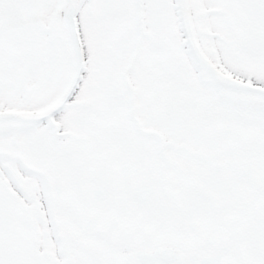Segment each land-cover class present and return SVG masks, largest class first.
Returning a JSON list of instances; mask_svg holds the SVG:
<instances>
[{"label":"flooded vegetation","instance_id":"1","mask_svg":"<svg viewBox=\"0 0 264 264\" xmlns=\"http://www.w3.org/2000/svg\"><path fill=\"white\" fill-rule=\"evenodd\" d=\"M40 10V0H0V109L35 108L52 92L49 81L23 84L42 59L20 52L28 27L44 26ZM131 87V116L105 111L67 127L64 107L39 121L0 119L1 193L22 222L21 264H147L138 251H159L149 264H264V135L243 127L253 120L228 118L211 133L217 118L181 101L179 86L169 96L153 83ZM140 87L149 101H135ZM10 182L36 196L13 209Z\"/></svg>","mask_w":264,"mask_h":264},{"label":"rangeland","instance_id":"2","mask_svg":"<svg viewBox=\"0 0 264 264\" xmlns=\"http://www.w3.org/2000/svg\"><path fill=\"white\" fill-rule=\"evenodd\" d=\"M142 2L143 10L139 19L135 0L80 1L77 19L85 46L87 69L70 99L69 107L63 110L62 115L66 121L74 116L82 119L83 115L89 111L88 105L79 106L77 111L76 107L80 105V102H92L93 97L98 93L104 94L106 100L110 94L116 92L117 89L113 88L116 84L125 88L121 73L135 51H139L141 60L148 55L161 65L159 68L162 70L161 79L164 83L170 84L171 70L179 69L180 73L187 74L186 82L211 86L208 76L194 61L185 44L176 0H142ZM61 4L62 0H47L41 5L40 16L46 28H50L49 31L42 27L36 28L34 24L32 29H29V35L33 37L30 51L36 53L38 50L40 54L49 55L50 58L54 55L51 60L50 58L45 61L40 60L36 66L28 70L24 83L25 90L28 89L27 86L32 88L37 84L42 86L56 77L57 79L53 81H57L62 73V79L56 85L59 89L67 76L72 56L61 17ZM191 4L200 39L212 58L224 70L238 77L258 82L264 80V46L259 50L255 46L250 47L247 52V44L240 45L243 41L239 38L244 33L241 17H246L247 13L239 6L238 0H191ZM257 5L250 7L251 12L247 20L242 22L248 31L251 30L250 26L254 20L259 23L260 29H264V5ZM94 20L103 24L100 34L93 33L91 29ZM141 30H144L145 34L139 40ZM247 40L245 39V42ZM256 43L262 45L259 40ZM244 47L246 50L243 49ZM26 49L24 48V51ZM48 66L49 69L45 70ZM58 67L60 73L57 71ZM135 67L137 70L138 66ZM47 75L50 77L48 80H46ZM159 76L160 73L157 77ZM157 77L152 79L155 80ZM131 81H135L133 73L129 77V83L132 84ZM9 89V93L16 95L23 90L18 86H11ZM110 89L113 92H110ZM4 94L6 95L4 101H12L8 99L10 96L6 92ZM230 97L232 101L237 99L235 95L230 94ZM203 99L207 100V96ZM257 100L253 96L242 95L237 99V102H240L239 105L231 107L225 104L224 121L228 118H254L256 121H249V123L258 124L261 121L260 118L264 117V103ZM109 103L110 100L107 99V105ZM252 104H257L258 108L254 110L251 107ZM90 107H92L91 103ZM98 107L102 110V106H97L95 109ZM250 108L256 112H250ZM67 123L66 126L69 127V122ZM218 123L221 121H217L213 126L217 130L220 127ZM1 176L4 174L0 172ZM7 187L6 191H11L9 200H13V209L14 205L16 208L19 206V200H26L28 195H35L36 191L32 187L27 193L28 190H24V186H16L12 182ZM2 190L0 185V242H3L0 245V264H21L17 257H20L19 249L24 245L23 230L20 227L22 222L17 221L10 212L8 214L2 209L6 205ZM39 190L42 194L41 186Z\"/></svg>","mask_w":264,"mask_h":264},{"label":"water","instance_id":"3","mask_svg":"<svg viewBox=\"0 0 264 264\" xmlns=\"http://www.w3.org/2000/svg\"><path fill=\"white\" fill-rule=\"evenodd\" d=\"M79 0H64L63 1V16L65 21V26L67 29V34L72 46V52L74 57V72L66 83V86L62 90L61 95L59 96L56 106L57 108L67 101L69 96L74 91L81 74L84 69V49L82 40L80 37L79 29L76 22V8ZM178 7L180 12V20L183 28V32L187 41L188 46L191 49L194 57L198 60V62L207 70V72L220 84L225 86L250 92L256 93L264 96V87L260 85L251 84L249 82H245L243 80H239L234 78L226 73H224L221 69L217 67V65L212 61V59L208 56V54L204 51L201 46L197 34L194 29L192 17H191V9L189 0H178ZM94 30L98 29V24L94 23ZM55 107V106H54ZM49 110L48 113L52 112L54 109ZM2 116H11L17 119L22 120H32L37 118L39 114L30 113V114H21L15 111H4L0 112Z\"/></svg>","mask_w":264,"mask_h":264},{"label":"bare ground","instance_id":"4","mask_svg":"<svg viewBox=\"0 0 264 264\" xmlns=\"http://www.w3.org/2000/svg\"><path fill=\"white\" fill-rule=\"evenodd\" d=\"M73 66H74V58H71V63L69 65V70H68V73H67V78L70 77V75L72 73V70H73Z\"/></svg>","mask_w":264,"mask_h":264}]
</instances>
